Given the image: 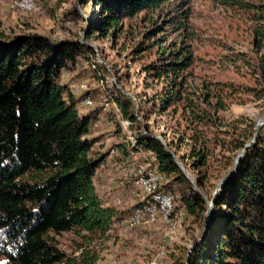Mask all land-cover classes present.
<instances>
[{
	"label": "rangeland",
	"instance_id": "374dc122",
	"mask_svg": "<svg viewBox=\"0 0 264 264\" xmlns=\"http://www.w3.org/2000/svg\"><path fill=\"white\" fill-rule=\"evenodd\" d=\"M35 1L37 9L29 11L16 0H0V38L38 33L56 41L78 40L84 46L85 52L63 69L60 81L80 97V113L94 109L89 136L96 141L91 154L105 155L94 174L97 192L106 203L129 208L104 235L85 239L75 230L54 234L58 246L71 255H81L85 249L97 254L91 264H175L177 258H187L208 228L211 207L225 181L220 182L222 177L233 167L225 169L227 160L244 148L234 150V146L242 139L244 145L252 138L250 144L255 143L263 124H257L264 116V95H257L262 86L255 57L264 52V44L254 35L251 11L222 0L168 2L153 13L152 20L148 12H139L120 20L115 32L99 27L88 31L92 13L99 9L95 1ZM155 24L159 26L154 29ZM162 46L189 55V65L178 77L182 86L171 84V75H158L149 68L159 61ZM170 91V102H164ZM117 94L133 103L132 128L123 122L128 119L115 101ZM147 128L173 153L207 209L210 205L207 220V209L204 216L196 217L182 207L177 183L167 188L172 176L158 168L159 184L174 199L172 221L130 222L131 208L141 199L135 173L146 161L158 164L134 147V131L148 132ZM197 149L208 156L206 164L195 168ZM199 170L204 190L196 182Z\"/></svg>",
	"mask_w": 264,
	"mask_h": 264
},
{
	"label": "trees",
	"instance_id": "16d2710c",
	"mask_svg": "<svg viewBox=\"0 0 264 264\" xmlns=\"http://www.w3.org/2000/svg\"><path fill=\"white\" fill-rule=\"evenodd\" d=\"M92 1L99 9L92 13L88 31L99 27L111 32L117 30L120 20L139 12H148L152 20L163 4L189 2ZM222 1L251 11L249 15L256 21L254 35L263 45L264 0ZM179 13L185 11L180 9ZM158 26L155 24L154 29ZM84 52L78 40L56 41L38 33L0 38V264H91L97 254L83 249L81 255H71L58 246L54 234L75 230L85 239L104 235L129 211L106 203L97 192L94 174L105 155L91 154L96 138L89 132L95 112L80 113V97L60 81L63 69ZM189 59L179 49L162 46L159 61L152 62L149 68L158 75H171L169 82L182 86L178 77ZM255 61L262 86L257 95L261 96L264 52ZM171 95V91L166 93L164 102H170ZM115 101L129 121L123 122L132 128L136 119L132 101L120 94ZM147 130L134 131V147L153 155L157 169L172 176L165 186L173 189L177 183L180 203L189 214L204 216L206 200L193 187L173 153ZM243 146L242 139L233 149ZM120 148L123 155L127 154L124 144ZM194 153L192 167L206 164L207 151L197 149ZM233 158L227 160L225 169L233 166ZM238 164L237 171L223 182L215 197L205 234L187 258L179 257L175 264H264V123ZM195 177L202 189L200 170ZM143 203L140 199L131 209Z\"/></svg>",
	"mask_w": 264,
	"mask_h": 264
},
{
	"label": "bare ground",
	"instance_id": "6f19581e",
	"mask_svg": "<svg viewBox=\"0 0 264 264\" xmlns=\"http://www.w3.org/2000/svg\"><path fill=\"white\" fill-rule=\"evenodd\" d=\"M16 4L23 9L33 11L37 9L35 0H16ZM129 154L135 159L137 152L130 150ZM150 159L153 155H148ZM154 157V156H153ZM152 160V159H151ZM137 173H135L134 181L141 190V200H144L142 206L133 209L130 216V222L137 224L140 222H155L161 221L168 223L171 220L174 211V199L170 192L163 189L162 185L158 182L157 177V164L150 161L143 163ZM175 220L174 223L178 222ZM203 237V236H202Z\"/></svg>",
	"mask_w": 264,
	"mask_h": 264
},
{
	"label": "water",
	"instance_id": "95a60500",
	"mask_svg": "<svg viewBox=\"0 0 264 264\" xmlns=\"http://www.w3.org/2000/svg\"><path fill=\"white\" fill-rule=\"evenodd\" d=\"M262 123H264V116H263L262 119H260V120L257 122V124H262ZM254 140H255V138H252L251 141L246 142L245 145H244V148L241 149V151H239V152L236 154L235 159H234V163H233V167H232L231 171L228 172L225 176H223L220 182H223L224 180H226L230 175H232V174L235 172V170L238 168V161H239V158L243 155V152H244L245 147H247V146H248L252 141H254ZM215 194H216V193L214 192V194H213V196H212V199H214ZM209 209H210V205H209V207H208V209H207L206 220H207V217H208V210H209ZM205 229H206V228L204 227V231H205ZM204 231H203V232H204ZM203 232H202V233H203ZM189 250H190V249H189ZM189 250H188V251H189ZM185 264H186V263H185Z\"/></svg>",
	"mask_w": 264,
	"mask_h": 264
}]
</instances>
